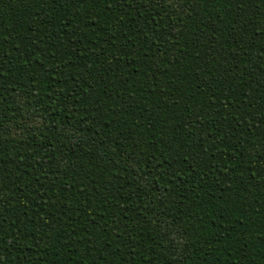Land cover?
<instances>
[{"label":"trees","instance_id":"16d2710c","mask_svg":"<svg viewBox=\"0 0 264 264\" xmlns=\"http://www.w3.org/2000/svg\"><path fill=\"white\" fill-rule=\"evenodd\" d=\"M0 264H264V0H0Z\"/></svg>","mask_w":264,"mask_h":264}]
</instances>
